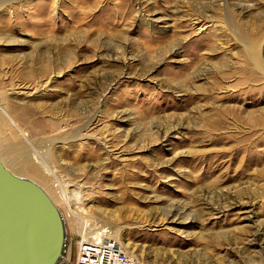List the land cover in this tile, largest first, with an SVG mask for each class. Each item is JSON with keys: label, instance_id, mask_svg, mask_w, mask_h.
<instances>
[{"label": "rangeland", "instance_id": "rangeland-1", "mask_svg": "<svg viewBox=\"0 0 264 264\" xmlns=\"http://www.w3.org/2000/svg\"><path fill=\"white\" fill-rule=\"evenodd\" d=\"M0 93L68 254L82 228L142 264H264V0H0Z\"/></svg>", "mask_w": 264, "mask_h": 264}, {"label": "water", "instance_id": "water-1", "mask_svg": "<svg viewBox=\"0 0 264 264\" xmlns=\"http://www.w3.org/2000/svg\"><path fill=\"white\" fill-rule=\"evenodd\" d=\"M68 248V227L54 199L0 155V264H62Z\"/></svg>", "mask_w": 264, "mask_h": 264}, {"label": "built area", "instance_id": "built-area-1", "mask_svg": "<svg viewBox=\"0 0 264 264\" xmlns=\"http://www.w3.org/2000/svg\"><path fill=\"white\" fill-rule=\"evenodd\" d=\"M102 233L78 241L75 254L62 264H142L118 240Z\"/></svg>", "mask_w": 264, "mask_h": 264}, {"label": "bare ground", "instance_id": "bare-ground-1", "mask_svg": "<svg viewBox=\"0 0 264 264\" xmlns=\"http://www.w3.org/2000/svg\"><path fill=\"white\" fill-rule=\"evenodd\" d=\"M3 94H1L0 93V97L2 96ZM2 114H4L2 111H1V109H0V122H2L4 119H3V117H2ZM5 116V115H4ZM20 130L22 131V128H20ZM9 149H13V151L12 152H14V154H15V157H19V164H15V165H13V167H12V169L8 166V165H10V162H11V160H13V159H9L8 157H7V159H5L6 160V162H5V160H4V158H3V156H2V154L0 153V155L2 156V159L4 160V162H5V164L12 170V171H14V172H16V173H18V174H20V173H24V172H27V173H37L38 175L39 174H41V173H39V170L41 169V167H40V169H34L33 168V165L31 164L30 166H32V168H29V169H31L30 171H28V169H26V168H24L23 167V165H21L22 163H24V162H28L29 160H30V158L33 156V154L34 155H36L37 156V159H38V164L39 165H41V166H43L42 165V163L41 162H43V164H44V166L46 167V166H48V165H50L49 163V155H48V153L45 151V150H43V151H40V149H37V150H33L34 152L32 153L31 151H29V150H27V151H25L24 153H22V152H19L18 151V149L17 148H14L13 146H11V148H9ZM6 156V155H5ZM6 158V157H5ZM32 159V158H31ZM35 159V158H34ZM32 161V160H31ZM41 161V162H40ZM45 162H47V163H45ZM21 163V164H20ZM37 163V162H36ZM43 166V167H44ZM48 168V167H47ZM43 169V168H42ZM41 169V170H42ZM45 169V168H44ZM40 170V171H41ZM48 170V169H47ZM50 171L49 172H52V170H51V168L49 169ZM52 173H54V171L52 172ZM22 175V174H21ZM49 193V192H48ZM50 194V193H49ZM52 197V196H51ZM76 212V211H75ZM80 215V214H79ZM78 215V217L81 219L83 216H79ZM82 220V219H81ZM82 222H83V220H82ZM81 224H84V222L83 223H81ZM89 232L87 231V229L85 230H82V228H81V230H80V239H79V241L80 240H83V239H85V238H87V237H90L89 236V234H88ZM98 233V232H97ZM97 233H93V234H97ZM105 234H102V235H105V236H109V237H111V238H114L112 235H110V234H107V231L106 232H104ZM70 241V240H69ZM70 244V243H69ZM125 247V246H124ZM69 248H70V245H69ZM126 248V247H125ZM73 249H74V247H73ZM127 250V249H126ZM74 252V250L71 252V255H72V253ZM129 252V251H128ZM68 253H69V249H68ZM130 253V252H129ZM131 254V253H130ZM70 254H67V256H68V258L71 256ZM66 256V257H67Z\"/></svg>", "mask_w": 264, "mask_h": 264}]
</instances>
